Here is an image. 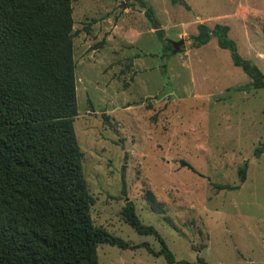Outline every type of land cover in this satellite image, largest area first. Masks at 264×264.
I'll return each instance as SVG.
<instances>
[{"label": "rangeland", "instance_id": "rangeland-1", "mask_svg": "<svg viewBox=\"0 0 264 264\" xmlns=\"http://www.w3.org/2000/svg\"><path fill=\"white\" fill-rule=\"evenodd\" d=\"M236 2L71 0L73 127L89 216L109 234L153 251L102 244L97 264H167L154 254L157 238L125 222L127 202L176 261L264 264V89L234 91L252 79L229 51L214 37L194 43L199 25H229L239 56L264 75V58L256 59L264 44L254 50L226 20ZM167 39L184 46L172 54Z\"/></svg>", "mask_w": 264, "mask_h": 264}, {"label": "trees", "instance_id": "trees-1", "mask_svg": "<svg viewBox=\"0 0 264 264\" xmlns=\"http://www.w3.org/2000/svg\"><path fill=\"white\" fill-rule=\"evenodd\" d=\"M72 13L71 0H0V264H97L102 244L153 252L90 219L92 198L73 127ZM145 15L154 22L150 9ZM228 32L227 26L202 24L194 43L204 46L214 37L218 48L229 51L234 66L252 79L234 91L264 89V75L239 56ZM260 153L257 148L255 157ZM245 174L243 165L241 183ZM122 214L137 234L157 238L155 256L167 264H190L175 260L157 231L141 224L131 202ZM197 264L208 263L199 259Z\"/></svg>", "mask_w": 264, "mask_h": 264}, {"label": "crops", "instance_id": "crops-1", "mask_svg": "<svg viewBox=\"0 0 264 264\" xmlns=\"http://www.w3.org/2000/svg\"><path fill=\"white\" fill-rule=\"evenodd\" d=\"M230 19L238 24L242 36L241 40H247L249 43H252L254 50H256V44H264L263 0H237L235 12L227 15L226 20ZM223 26L229 28V25ZM258 28H261V31H258ZM256 54L258 55L256 59L263 61L262 57L264 58V52L258 51Z\"/></svg>", "mask_w": 264, "mask_h": 264}, {"label": "water", "instance_id": "water-1", "mask_svg": "<svg viewBox=\"0 0 264 264\" xmlns=\"http://www.w3.org/2000/svg\"><path fill=\"white\" fill-rule=\"evenodd\" d=\"M158 28H160V26H158ZM166 42L172 46L173 48L172 54L178 53L181 50V47L184 46L183 39H180L179 41H173V40L167 39Z\"/></svg>", "mask_w": 264, "mask_h": 264}]
</instances>
